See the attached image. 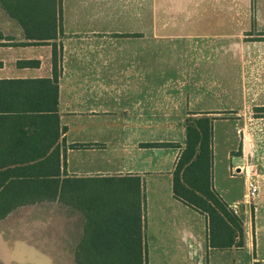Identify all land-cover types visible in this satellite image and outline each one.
Wrapping results in <instances>:
<instances>
[{"label": "crops", "instance_id": "0c3cea01", "mask_svg": "<svg viewBox=\"0 0 264 264\" xmlns=\"http://www.w3.org/2000/svg\"><path fill=\"white\" fill-rule=\"evenodd\" d=\"M252 12L264 0H0V80L56 84L58 115L55 142L46 118L0 115V205H19L0 218V264L62 262L47 243L53 205L71 204L38 175L57 163L62 189L65 176L94 178L76 182V214L64 215L77 264L93 230L86 206L121 187L95 178L126 175L140 178L143 264H264V35L201 30L214 13L244 28ZM20 100L0 92V105ZM200 115L212 117V187L238 217L241 245L237 231L213 246L208 216L172 191L185 120ZM251 174L259 191L247 200Z\"/></svg>", "mask_w": 264, "mask_h": 264}, {"label": "trees", "instance_id": "16d2710c", "mask_svg": "<svg viewBox=\"0 0 264 264\" xmlns=\"http://www.w3.org/2000/svg\"><path fill=\"white\" fill-rule=\"evenodd\" d=\"M3 4V3H2ZM54 81L58 76L56 53L52 58ZM45 80L21 79L0 80V92L21 95L19 103L4 102L0 105V115L14 114L21 116L43 117L50 121L53 142L58 138L57 85L43 86ZM38 83V84H36ZM7 100V99H6ZM263 111L264 107L256 109ZM185 140L175 168L172 172V191L176 198L187 205L205 213L209 219L211 243L215 247H228L235 241L238 231L241 245V229L238 217L230 211L213 189L211 182V134L212 117L207 115L189 116L184 123ZM47 131L48 126L46 125ZM165 143H145L156 146ZM33 158V157H31ZM41 158V157H36ZM51 160L45 157L42 160ZM59 166L53 171H46L39 176H53V196L68 197L70 204L76 205V182L94 178L64 177V189L60 184ZM96 180L117 181L121 185L110 199L99 197L86 206L92 218V232L82 237L80 248L87 251L84 264H143L142 230L140 218V199L133 190H138L140 178L134 175L95 178ZM127 183L134 185L129 188ZM126 185V186H124ZM126 190V195L124 191ZM130 192V193H129ZM136 193V192H135ZM19 205H0V218ZM101 229H107L101 230ZM227 240V241H226ZM77 249V248H76ZM77 252H75L76 258Z\"/></svg>", "mask_w": 264, "mask_h": 264}, {"label": "rangeland", "instance_id": "374dc122", "mask_svg": "<svg viewBox=\"0 0 264 264\" xmlns=\"http://www.w3.org/2000/svg\"><path fill=\"white\" fill-rule=\"evenodd\" d=\"M231 16V13H229ZM215 15H218L216 17ZM228 26L225 25L226 18H221L220 14L214 13L213 18L211 20H207L209 28L201 29L204 33L208 35H240L244 34L246 36L251 35V37H258L264 35V13L260 12H252L249 18L250 22L246 27L239 28L232 25L230 18L228 19ZM260 20V22L256 21ZM199 30V29H198ZM151 31V29H150ZM241 181V180H240ZM76 205L72 204L70 207L64 208V205H53L52 212V221H53V235L48 239L49 243H47V247L54 252V256L56 255L62 262H53V264H77L75 258L76 252V242L78 237L75 235H68L64 232V215L74 218L76 214ZM73 221V220H72ZM77 222L75 219L73 223ZM22 223H26V221H22ZM23 233V232H22ZM26 240H30V238L34 239L32 235H21ZM37 238V237H35Z\"/></svg>", "mask_w": 264, "mask_h": 264}, {"label": "built area", "instance_id": "2783aa9c", "mask_svg": "<svg viewBox=\"0 0 264 264\" xmlns=\"http://www.w3.org/2000/svg\"><path fill=\"white\" fill-rule=\"evenodd\" d=\"M259 186L258 181L253 177V175H248L246 180V194L245 198L247 200L252 199L258 194Z\"/></svg>", "mask_w": 264, "mask_h": 264}]
</instances>
